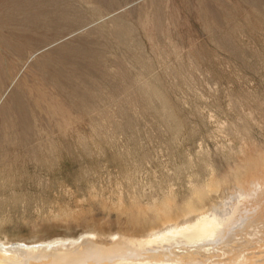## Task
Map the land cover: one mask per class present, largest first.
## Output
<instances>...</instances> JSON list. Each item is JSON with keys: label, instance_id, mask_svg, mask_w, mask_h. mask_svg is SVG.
I'll use <instances>...</instances> for the list:
<instances>
[{"label": "rangeland", "instance_id": "rangeland-1", "mask_svg": "<svg viewBox=\"0 0 264 264\" xmlns=\"http://www.w3.org/2000/svg\"><path fill=\"white\" fill-rule=\"evenodd\" d=\"M261 211L264 0H0V246L219 248Z\"/></svg>", "mask_w": 264, "mask_h": 264}, {"label": "bare ground", "instance_id": "bare-ground-1", "mask_svg": "<svg viewBox=\"0 0 264 264\" xmlns=\"http://www.w3.org/2000/svg\"><path fill=\"white\" fill-rule=\"evenodd\" d=\"M192 206L189 205V208L192 209ZM166 207L162 210L164 216L168 214ZM258 215L244 225L245 233L232 236L229 240L220 237L223 246L219 248L212 243L213 239L200 241V238L196 241L189 240L196 237L186 236L187 242L179 243L174 248L172 245L167 249L161 247L152 255L143 247L117 244L111 241L113 236L109 242H96L98 237L93 234L77 243L55 240L29 249L21 245L0 246V264H264V250L261 251L264 249V214ZM205 229L206 226L199 225L190 233L199 231L201 234ZM169 231V234L175 232ZM214 257L218 259L207 262V259Z\"/></svg>", "mask_w": 264, "mask_h": 264}]
</instances>
